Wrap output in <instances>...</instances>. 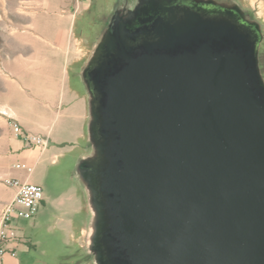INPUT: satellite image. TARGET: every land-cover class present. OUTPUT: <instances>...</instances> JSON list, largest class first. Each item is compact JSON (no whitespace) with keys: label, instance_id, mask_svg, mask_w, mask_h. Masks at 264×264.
<instances>
[{"label":"water","instance_id":"water-1","mask_svg":"<svg viewBox=\"0 0 264 264\" xmlns=\"http://www.w3.org/2000/svg\"><path fill=\"white\" fill-rule=\"evenodd\" d=\"M263 38L238 0H118L79 70L92 264H264Z\"/></svg>","mask_w":264,"mask_h":264},{"label":"crops","instance_id":"crops-1","mask_svg":"<svg viewBox=\"0 0 264 264\" xmlns=\"http://www.w3.org/2000/svg\"><path fill=\"white\" fill-rule=\"evenodd\" d=\"M91 1L0 0V84L6 95L0 103V212L17 191L6 179L44 186L49 172L67 152L76 150L80 157L89 151L87 96L84 87L73 84L72 74L76 68L79 76L88 53L86 39L75 27L76 16ZM11 121L26 132L44 136L47 144H26L13 132ZM70 181L64 189L43 194L40 205L53 209L56 222L69 229L71 241L81 250L89 212L73 175ZM69 209L73 217H63L62 212ZM32 219H38L36 214ZM28 220L13 219L16 237L7 247L15 255H6L5 264L41 263L36 257L39 241L28 234ZM86 261L82 258L79 264Z\"/></svg>","mask_w":264,"mask_h":264},{"label":"rangeland","instance_id":"rangeland-1","mask_svg":"<svg viewBox=\"0 0 264 264\" xmlns=\"http://www.w3.org/2000/svg\"><path fill=\"white\" fill-rule=\"evenodd\" d=\"M238 1L241 6L249 9L262 23L264 32V0L262 2V13L258 9L253 8L250 0ZM117 2L118 0H92L90 7L87 10L77 14L75 27L77 31L82 32L84 38L86 39L85 43L88 50L87 57L97 36L103 28L107 17L112 12ZM2 12L3 11L1 10V15ZM74 69L72 82L77 88L83 89L80 76L75 74L76 68ZM5 96V92L2 90L0 84V103L4 101ZM79 155L80 154L75 150L73 153L67 152L65 154V158H60L58 166L49 172L44 186H41L43 194L46 192L53 193L60 189H64L66 185L71 182L70 176L73 175L74 177V168L79 159ZM62 213L65 218L71 217L73 214L70 209ZM79 216L82 218L84 217V214L81 213ZM36 217L38 218L36 221V218H31L27 221L29 223L27 224V228L28 234L33 238V240L37 239L39 241L38 248L36 250V257L42 260L39 264H79L80 259L82 258H87L85 264H92L90 257H87L85 247L81 250L78 249L71 241L69 229L67 227H62L61 224L56 222L57 219L55 212L51 209V207L48 205H40L36 213ZM33 222H35L34 225Z\"/></svg>","mask_w":264,"mask_h":264},{"label":"built area","instance_id":"built-area-1","mask_svg":"<svg viewBox=\"0 0 264 264\" xmlns=\"http://www.w3.org/2000/svg\"><path fill=\"white\" fill-rule=\"evenodd\" d=\"M80 2L82 0H75ZM253 8L263 11V0H250ZM258 12V11H257ZM10 125L13 132L20 136L28 145L44 147L47 140L44 136L26 132L17 122L11 121ZM15 167L25 169L30 172L32 167L25 164H16ZM5 183L11 186H16L17 191L13 199L8 202L0 212V264H5L4 258L6 255L14 256L15 252L8 249L7 245L16 237L15 230L12 226L14 218L31 219L37 212L42 199L43 190L41 185L30 182H23L16 178H8Z\"/></svg>","mask_w":264,"mask_h":264},{"label":"trees","instance_id":"trees-1","mask_svg":"<svg viewBox=\"0 0 264 264\" xmlns=\"http://www.w3.org/2000/svg\"><path fill=\"white\" fill-rule=\"evenodd\" d=\"M251 16V14H250ZM264 33V32H263ZM263 54H264V38L261 44V48H260V52H259V64H260V68L262 70L263 76H264V59H263ZM87 257L89 258V256L87 255Z\"/></svg>","mask_w":264,"mask_h":264},{"label":"flooded vegetation","instance_id":"flooded-vegetation-1","mask_svg":"<svg viewBox=\"0 0 264 264\" xmlns=\"http://www.w3.org/2000/svg\"><path fill=\"white\" fill-rule=\"evenodd\" d=\"M116 5V4H115ZM115 7V6H114ZM114 9V8H113ZM112 13V12H111ZM111 13L109 14V16L107 17V19H106V21H105V23H104V25H103V27L105 26V25H107L108 24V21H109V17H110V15H111Z\"/></svg>","mask_w":264,"mask_h":264}]
</instances>
